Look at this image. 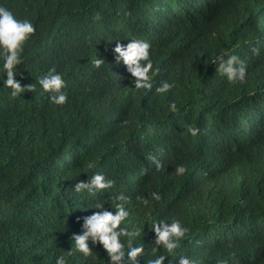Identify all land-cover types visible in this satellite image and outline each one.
<instances>
[{"label": "trees", "instance_id": "16d2710c", "mask_svg": "<svg viewBox=\"0 0 264 264\" xmlns=\"http://www.w3.org/2000/svg\"><path fill=\"white\" fill-rule=\"evenodd\" d=\"M0 4L36 26L14 73L25 91L12 96L0 72V264H55L99 211L94 205L114 211L113 202L129 212L121 227L140 228L145 253L135 264H147L155 246L152 221L173 219L188 232L163 264H178L180 254L199 264H264V0ZM141 38L158 69L150 90H137L115 60L117 43ZM224 52L245 62L243 82L217 71ZM94 57L104 61L99 68ZM53 67L68 85L62 106L38 83ZM164 80L175 86L157 94ZM99 172L111 187L75 190ZM89 245L95 260L75 252L68 264H109L101 244Z\"/></svg>", "mask_w": 264, "mask_h": 264}, {"label": "clouds", "instance_id": "9594fccd", "mask_svg": "<svg viewBox=\"0 0 264 264\" xmlns=\"http://www.w3.org/2000/svg\"><path fill=\"white\" fill-rule=\"evenodd\" d=\"M35 32L36 26L30 18H21L8 7L0 4V72L3 73V84L12 89L11 95L14 97L25 91V87L14 79V73L17 71V66L23 62L26 43L33 38ZM151 47L148 40L141 38L132 39L126 45L117 43L114 49L117 54L115 60L118 63L122 62L135 78L137 90H150L153 87V77L158 69L153 67V61L150 58ZM258 51L257 48L253 49L254 53ZM214 62L217 64V71L226 76L229 81L243 82L246 79L245 62L237 55L224 52L218 55ZM103 63L102 59L95 57L92 59L94 67L99 68ZM38 83L43 92L50 95L52 106H62L70 102L67 81L64 74L58 73L55 67L48 70L46 75L40 76ZM174 86L175 81L164 80L155 91L157 94H166ZM27 88L34 89L35 85H27ZM169 111L172 113L178 111L175 102L170 103ZM187 132L196 136L199 129L188 126ZM149 159L157 170L162 168L161 161L156 157L150 156ZM85 167L87 169L92 167V163L89 162ZM185 172V166L175 167L176 175H183ZM112 183L111 180L105 179L103 172H99L91 176L90 182L76 183L75 190L94 193L111 187ZM151 195L156 200L160 199L158 192L153 191ZM141 199L143 204L149 203L148 200ZM116 200L123 201V195L118 196ZM94 207L99 211L84 218L82 233L73 236L74 248L69 252L61 253L55 264H68L69 258L75 252L95 260L96 256L89 245V240L93 244L99 243L103 246L110 257L109 264H119L125 256L135 264L137 257L145 253V248L142 244L136 243L140 238V228L134 227L129 230L127 226L121 227L122 222L127 223L126 218L129 216L123 203L113 202L114 211L105 208L103 203H96ZM152 229L156 239L155 246L148 250L147 264H163L167 257H176L178 245L188 232L187 227L178 219H173L171 224L161 222L159 226L153 220ZM160 246H163L162 251ZM169 264H173L172 260H169ZM178 264H199V262L192 256L180 254Z\"/></svg>", "mask_w": 264, "mask_h": 264}]
</instances>
